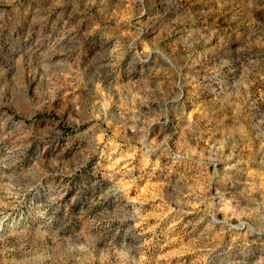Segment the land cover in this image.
Wrapping results in <instances>:
<instances>
[{"label": "clouds", "instance_id": "1", "mask_svg": "<svg viewBox=\"0 0 264 264\" xmlns=\"http://www.w3.org/2000/svg\"><path fill=\"white\" fill-rule=\"evenodd\" d=\"M0 264H264V0H0Z\"/></svg>", "mask_w": 264, "mask_h": 264}]
</instances>
